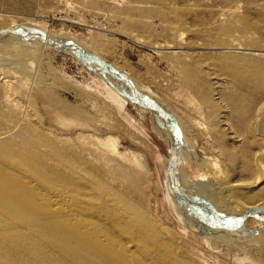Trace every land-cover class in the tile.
Listing matches in <instances>:
<instances>
[{
  "label": "rangeland",
  "instance_id": "obj_1",
  "mask_svg": "<svg viewBox=\"0 0 264 264\" xmlns=\"http://www.w3.org/2000/svg\"><path fill=\"white\" fill-rule=\"evenodd\" d=\"M225 1L149 0L148 4H143L133 0H0V32L29 25L30 21H35L38 24L35 27L50 36L67 32L76 44L110 63L117 71L125 74L138 91L158 100L171 111L182 134L178 168L187 180L205 177L207 167L204 160L209 159L214 164L209 169L224 171L223 174L232 176L233 182H244L246 178L233 170L242 171L243 154H239L237 166L229 163L223 154L224 148L236 147L240 152L242 143L217 138L218 131H222V125L218 122L222 121L221 117L226 110L219 105L222 109L218 111L222 115L210 118L205 105L195 101L179 84V79L185 76L182 64L191 65L189 56L182 57V62H179L173 59L177 55L163 50L167 39H171L166 34V22L163 20H175L178 16L170 14L164 18L154 15L148 20V28L136 27L141 22L147 24L143 11L147 7L160 9V6H170L184 16L187 22L173 33L172 41L176 45L190 47L191 43H203L190 29L205 30L207 27L210 29L206 31L214 32V37L218 35L225 38L220 42L229 45L224 47L232 46L246 51L247 54L242 55H239L240 52L230 54L232 57L236 54L239 56L238 63H264V9L258 3L256 8L246 7L247 0L229 4H225ZM238 5L253 13L246 17L254 29L245 32L240 30L239 18L242 13L230 16V19L222 16L223 10L234 11ZM227 23L232 24L234 33L228 36L218 34L219 28L227 26ZM182 32L184 41L180 40ZM137 39L149 43L157 41L162 50L153 51L137 45L133 41ZM45 49L41 63L38 61L41 72L35 78L37 81L29 80L25 89L27 98H22V101H29L40 132L51 135L50 138L56 143L72 147V150L80 151L81 147H85L88 149L84 153L85 157L90 158L94 166L103 168L105 161L101 163L99 155L95 153L96 139L115 138L119 151L127 154L130 159L125 164L138 170L143 180L140 192L144 199L140 203L136 197V203L142 204L150 215V230L169 245L170 255L175 260L185 264H264V222L249 220L244 229L236 228L237 231L212 229L197 220L187 205L179 204L170 195L167 190V174L172 155L169 138L173 136L169 127L164 130L165 133L149 110L130 101L119 82L115 89L101 74L85 66L72 53L57 52L49 46ZM171 57L175 62L170 60ZM29 58L39 57L31 55ZM222 58L219 56L216 65L221 64L224 60ZM220 67L223 68V65L218 67L219 70ZM27 69L33 73L37 64L31 62ZM218 69L205 63L196 67L191 65L186 71L196 82H199L198 76L205 75L208 78L210 95L201 99L205 104L216 103L215 94L220 89L215 87L218 84L224 87L223 98L236 95L232 77L227 75L228 72L224 75ZM54 111L70 122L63 124L51 117ZM8 112L4 111L6 114ZM8 117L11 124L13 119L10 115ZM116 163L104 169V178L101 179L108 184L110 182L109 185L124 194L127 190L121 184L124 182L120 176L122 170ZM143 240L150 241V238L143 236ZM149 241V244L152 243ZM138 242L142 243L140 240ZM132 247L136 251V246ZM137 250L145 264H167L162 259L167 253L162 250L154 258L141 248ZM52 252L56 256L58 250L52 249ZM66 255L70 258L68 253Z\"/></svg>",
  "mask_w": 264,
  "mask_h": 264
},
{
  "label": "bare ground",
  "instance_id": "obj_2",
  "mask_svg": "<svg viewBox=\"0 0 264 264\" xmlns=\"http://www.w3.org/2000/svg\"><path fill=\"white\" fill-rule=\"evenodd\" d=\"M133 1L149 3V0ZM239 1L244 0H226L225 4ZM257 3L264 9V0H247L246 7L256 8ZM147 8L143 10L147 24L141 22L136 25L137 29L139 27L146 29L148 20L154 15L164 18H168L170 14L178 16L175 20H163L166 22V26L164 25L166 34L171 36V39L165 42L166 48L163 50L166 49L177 55L176 58L171 57V61L175 62L173 60L175 59L182 62V57L189 56L193 67L207 63L218 69L223 65L218 71H222L224 75L228 72L227 75L232 77L234 81L232 84L237 90L236 95H227L223 98L224 87L218 84L215 87L220 89L215 94L216 103L205 104L201 99L210 95L208 78L205 75L198 76L201 83L196 82L186 73L191 65L182 64L185 76L179 79V84L185 88L187 94L198 103L204 104L212 119L218 114L222 115L218 109L223 107L226 110L221 117L222 121L218 122L220 126L222 125V131H218L217 138L221 137L223 140L228 138L242 143L240 152L236 147L224 148L223 154L228 162L235 166L238 164L239 154H243L242 171L237 172L235 168L233 170L237 175L246 178L244 182H233L232 176L223 174L224 171L209 169L208 167L214 166L209 159L204 160L207 167L205 177L187 180L178 168L182 134L176 119L158 100L135 88L146 96L140 100L153 110L145 108L152 113L156 124L163 131L169 127L173 136L171 138L167 135L170 137L171 152H177V162L175 169L169 162L168 192L176 201L177 199L189 201L192 197L198 209H202L204 217L213 221L201 203L209 205L215 210V214L219 215L218 220L223 224H229V220L236 219L252 209L262 208L259 213L260 218L248 217L237 227V230L244 229L249 220L264 222V63L259 61L238 63L239 56L236 54L232 57L230 54L240 52L239 55H242L247 54L246 51L232 46L224 47L229 45L220 42L225 38L217 37L218 35L214 37V32L206 31L210 29L207 27L204 28L205 30L190 29L204 41L203 43H191L192 46L188 44L190 47L176 45L172 41V36L178 28L187 23L184 16L166 5L160 6V9H151L150 6ZM249 13L253 14L244 10V6L238 5L234 11L223 10L222 16L230 19V16L241 15L240 30L245 32L254 29L251 28L253 24L246 17L252 16ZM37 25L35 21H30L26 26L36 28ZM226 25L219 28L217 33L222 36L234 33L232 24ZM26 26L12 28L23 31ZM5 31L0 32V264H68V262L145 264L137 248L151 254L153 258L162 250L167 254L163 255L164 257L160 256L163 261H167V264H185L171 257L169 245L163 243L161 238L150 230L152 226L150 215L143 209L142 204L136 203V197L140 203L144 199L140 192L143 182L141 174L125 164L130 159L127 154L119 151L118 141L115 138L96 139L95 153L99 155L98 159L101 163L105 161V168L113 162H118L116 164H119L122 170L120 176L124 180L120 183L127 190L124 194L121 193L123 191L119 192L114 186L109 185L110 182L108 184L101 179L105 168L94 166L90 158L85 157L84 153L88 149L81 147L80 151L72 150L70 149L72 147L56 143L50 138L51 135L43 134L36 127L35 115L31 112L29 101H22V98H27L25 89L29 80L37 81L35 78L41 72L39 69L41 58L48 45L36 40H25L22 36V38L14 35L12 37ZM44 33L45 37L70 39L74 42L67 32L62 31L58 36L47 35L45 31ZM180 40L184 41V32L180 33ZM133 41L153 51L162 50L157 41H153L154 43L139 39ZM31 55H38L39 58H29ZM219 56H223L224 60L221 59V64L217 66L215 61H218ZM31 62L37 64V69L33 73L27 69ZM84 65L101 74L93 64ZM111 67L116 70L112 65ZM101 75L109 85L118 88L117 81ZM121 88L129 98L123 86ZM5 110L9 111L8 114L4 113ZM9 115L13 119L11 124ZM51 117L63 124L70 122L56 111L52 112ZM188 209L198 220L194 212L189 207ZM143 236H148L150 238L148 241L152 243L149 244L147 239L143 240ZM139 240L142 243L138 242ZM129 245L136 246V251ZM52 249L58 250L56 256ZM67 253L70 258L66 257Z\"/></svg>",
  "mask_w": 264,
  "mask_h": 264
},
{
  "label": "water",
  "instance_id": "obj_3",
  "mask_svg": "<svg viewBox=\"0 0 264 264\" xmlns=\"http://www.w3.org/2000/svg\"><path fill=\"white\" fill-rule=\"evenodd\" d=\"M23 29L24 30L22 31V30H16V29L14 30V28H9L5 32L11 36L12 35L18 36L19 38L23 37L25 40L26 39L36 40V41L40 42L41 44H46L49 47H51L57 51H69V52H71L82 63L95 65L101 74H103L104 76H106L110 79H113V80L119 82V84L121 86H123V88L129 94V98H130V101L132 103L153 111L150 107L146 106L140 100V98H143L145 95L138 92L135 89V87L133 86V84L131 83L130 79L125 74L114 70L108 62L98 58L96 55H94L91 52L83 50L80 46H78L77 44L72 42L70 39L45 37V33L43 31L36 29V28H32V27L26 26ZM4 35H7V34L4 33ZM172 153H173V157L171 155L170 163H171V167H173V169H175L176 162H177V152L173 151ZM168 175H169V171H168L167 176ZM167 190H169L168 186H167ZM192 199H193L192 197L190 198L189 201L177 199V202L179 204L187 205L194 212V214L196 215L198 220L205 223L207 226L214 227V228H224V229H230V230L235 229V228L239 227L243 223V221H245L248 217L260 218L259 213L261 212L260 210L262 209L259 207L256 209H252V210L248 211L247 213H244L243 215H239V217L238 218L236 217V219L229 220L230 221L229 224H223V223H221V221L219 222V220H218L219 215L215 214L216 212L212 207H210L209 205H206L205 203H201L203 205V207L205 206L206 210L210 214L208 216L213 218V221L209 220V218L207 219L206 217H204L205 215H203L202 209H198V206L196 204H194V200L192 201ZM196 212H200V213H196Z\"/></svg>",
  "mask_w": 264,
  "mask_h": 264
}]
</instances>
